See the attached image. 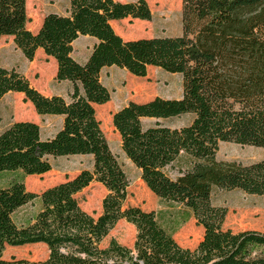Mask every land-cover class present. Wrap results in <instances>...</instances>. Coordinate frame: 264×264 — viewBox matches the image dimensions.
I'll list each match as a JSON object with an SVG mask.
<instances>
[{
    "label": "trees",
    "instance_id": "16d2710c",
    "mask_svg": "<svg viewBox=\"0 0 264 264\" xmlns=\"http://www.w3.org/2000/svg\"><path fill=\"white\" fill-rule=\"evenodd\" d=\"M25 3L0 0V37H11L29 62L42 50L56 62L55 81L71 88L68 101L44 96L18 71L0 66V100L18 93L39 117L62 118L61 128L47 139L33 122L0 129V173L40 177L51 170L49 158L74 156L91 157L92 169L39 194L27 191L22 180L0 188V264H264V230L222 229L226 209L211 201L214 189L264 198V16L249 14L264 0H181L179 36L135 40L121 38L111 23L149 22L145 0H68V12L47 14L35 33L26 27ZM80 37L95 41L82 63L72 58ZM110 67L146 82L153 68L181 77L179 99L130 101L112 114L111 125L149 196L191 212L203 231L193 249L180 246L142 203L125 205L130 182L95 109L110 103L100 81ZM126 89L129 96L139 95ZM152 91L149 83L144 96ZM185 116L189 122L179 128L163 123ZM144 119L154 123L144 126ZM220 143L259 148L263 156L249 164L223 162L216 157ZM182 157L185 164L176 168ZM168 168L177 171L175 177ZM92 183L106 191L97 217L83 211L75 197ZM35 200L39 212L17 226L13 213ZM120 221L135 229L132 247L114 239L102 247ZM34 245L46 248L43 261L4 258L8 248Z\"/></svg>",
    "mask_w": 264,
    "mask_h": 264
},
{
    "label": "rangeland",
    "instance_id": "374dc122",
    "mask_svg": "<svg viewBox=\"0 0 264 264\" xmlns=\"http://www.w3.org/2000/svg\"><path fill=\"white\" fill-rule=\"evenodd\" d=\"M121 3H133L137 0H115ZM150 12L149 22L129 19L112 22V28L124 40L141 38L175 37L181 34V0H145ZM68 0H26L25 10L28 18L27 29L33 33L40 28L43 18L50 13L65 15L68 12ZM249 14L263 15L264 5ZM247 14V15H249ZM95 41L88 37H80L73 44L72 58L77 62H84ZM0 66L6 69H15L29 81L39 93L44 96L58 95L68 101L70 84L68 82L55 81L56 65L53 60L42 52L35 53L33 61H27L20 51L16 49L11 37H0ZM148 82L152 84V94H147L149 83L143 78H135L124 70L110 67L100 74L101 83L110 93L109 105L95 108L97 119L101 123V129L105 135L108 146L116 156L119 164L125 172L130 186L125 205L141 204L143 208L154 211L156 220L160 226L182 247L193 249L201 240L203 231L195 225L191 212L182 205L161 202L155 197L149 196L145 186L140 181L139 171L128 161L123 154L119 137L111 125V116L120 110L128 102H143L154 97L163 99H179L182 95L181 77L169 74L160 69L148 70ZM130 76V78H127ZM137 92L136 97L129 96L128 90ZM0 129H4L13 122H33L40 127L42 139L52 137L61 127L62 120L58 117H39L32 105L25 102L23 95L10 93L0 100ZM189 122L185 116L163 122L172 128H179ZM154 120L144 119L142 124L148 126ZM263 151L250 146H240L233 143H220L217 151V159L223 162H237L249 164L259 161ZM51 170L40 176L23 177L20 172L0 173V188L7 187L14 180H22L25 189L39 194L43 190L65 182L75 177L82 170L92 169V158L89 156H74L66 158H49ZM185 159L179 158L176 168L183 166ZM170 177H175L177 171L168 168L166 171ZM106 191L96 183L78 193L75 197L80 208L86 213L97 217L101 213V201ZM134 197V199H130ZM212 205L226 209V216L222 229H230L233 232L242 230H264V198L247 195L239 190L223 191L214 189L211 193ZM40 210L39 200L17 209L12 219L17 226H25L32 222ZM110 239H114L122 246L131 248L135 239V229L124 221L110 231L102 242L105 247ZM47 256V250L42 245L25 246L21 248H8L4 252V258L24 259L29 262L43 261Z\"/></svg>",
    "mask_w": 264,
    "mask_h": 264
},
{
    "label": "crops",
    "instance_id": "0c3cea01",
    "mask_svg": "<svg viewBox=\"0 0 264 264\" xmlns=\"http://www.w3.org/2000/svg\"><path fill=\"white\" fill-rule=\"evenodd\" d=\"M75 43V42H74ZM73 43V44H74ZM41 52H42V50H40V49H38L37 51H36V53H40L41 54ZM43 53V52H42ZM49 59H51V60H53L52 58H49ZM53 62L55 63V65H56V62L53 60ZM58 118H61V117H58ZM61 120H62V118H61ZM61 128V127H60Z\"/></svg>",
    "mask_w": 264,
    "mask_h": 264
}]
</instances>
